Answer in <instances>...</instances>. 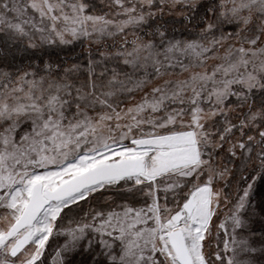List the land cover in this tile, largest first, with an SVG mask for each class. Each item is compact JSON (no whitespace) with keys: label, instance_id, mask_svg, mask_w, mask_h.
<instances>
[{"label":"snow or ice","instance_id":"snow-or-ice-1","mask_svg":"<svg viewBox=\"0 0 264 264\" xmlns=\"http://www.w3.org/2000/svg\"><path fill=\"white\" fill-rule=\"evenodd\" d=\"M0 264H264V0H0Z\"/></svg>","mask_w":264,"mask_h":264}]
</instances>
